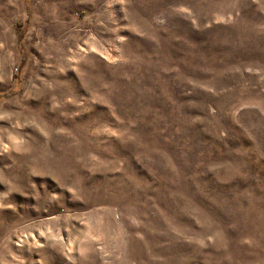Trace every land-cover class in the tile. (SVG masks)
Here are the masks:
<instances>
[{"label":"rangeland","instance_id":"obj_1","mask_svg":"<svg viewBox=\"0 0 264 264\" xmlns=\"http://www.w3.org/2000/svg\"><path fill=\"white\" fill-rule=\"evenodd\" d=\"M0 264H264V0H0Z\"/></svg>","mask_w":264,"mask_h":264}]
</instances>
